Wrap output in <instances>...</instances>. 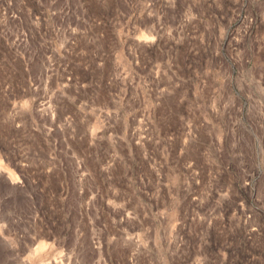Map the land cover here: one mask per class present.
<instances>
[{"label":"rangeland","instance_id":"1","mask_svg":"<svg viewBox=\"0 0 264 264\" xmlns=\"http://www.w3.org/2000/svg\"><path fill=\"white\" fill-rule=\"evenodd\" d=\"M0 264H264V0H0Z\"/></svg>","mask_w":264,"mask_h":264}]
</instances>
